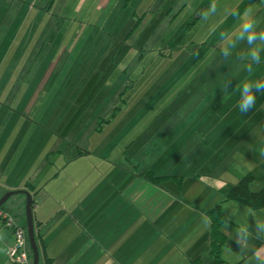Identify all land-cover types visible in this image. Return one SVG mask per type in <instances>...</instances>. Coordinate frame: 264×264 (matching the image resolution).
I'll use <instances>...</instances> for the list:
<instances>
[{
    "label": "crops",
    "instance_id": "obj_1",
    "mask_svg": "<svg viewBox=\"0 0 264 264\" xmlns=\"http://www.w3.org/2000/svg\"><path fill=\"white\" fill-rule=\"evenodd\" d=\"M54 1L0 0V97L6 82L32 81V66L48 64V34L65 31L64 22L51 25L50 18L81 13L93 0H56L64 1V8L51 12ZM96 1L89 14L120 2ZM206 1L221 17L219 31L233 19L232 29L219 41L224 51L204 59L200 73H188L185 96L161 105L151 122L141 125L136 116L123 120L121 132L143 130L140 136L115 140L96 127L93 134L100 138L86 142L94 120L89 127L80 111L74 127L58 126L67 138L79 133L75 142L89 150L80 148L82 153L75 155L72 141L51 134L50 120L29 117L35 115L37 93L31 91L23 106L0 103V197L16 189L32 195L38 264H212L206 211L216 205L225 216L220 264H261L258 251L264 260V206L251 208L224 198L247 173L254 177L251 190L264 185V157L259 154L264 152V91L254 87V107L246 113L238 108V89L264 81V0ZM246 11L256 24L252 43L240 39ZM26 92L24 88L23 96ZM97 118H92L96 125ZM143 171L165 177L152 183ZM10 197L5 206L22 223L25 195ZM245 226L250 235L238 233ZM0 234V247L8 250L11 231L0 223ZM0 264L15 263L6 253Z\"/></svg>",
    "mask_w": 264,
    "mask_h": 264
},
{
    "label": "rangeland",
    "instance_id": "obj_2",
    "mask_svg": "<svg viewBox=\"0 0 264 264\" xmlns=\"http://www.w3.org/2000/svg\"><path fill=\"white\" fill-rule=\"evenodd\" d=\"M97 2L86 3L76 15L51 17V25L64 22L65 31L59 36L56 32L48 34V64L32 66V81L6 82L7 89L0 97L5 107L23 106L31 91L37 93L32 111L35 115L29 117L38 118V114L44 121L50 120L51 134L72 141L76 147L71 152L75 155L84 148L75 142L74 136L79 133L68 139L59 131V125L74 127L73 118L81 111L88 126L95 123L92 118H100L97 125L93 123L89 135L101 127L115 140L140 136L143 130L137 134L132 130L121 132L123 120L136 116L141 125L149 123L161 105L185 96L186 86L182 85L188 83L187 74L200 73L206 67L204 59L222 55L221 35L232 29L230 18L226 30L219 31L221 17L216 15V9L212 10V2L207 6L206 0H120L114 7H99L96 13L89 14ZM63 8L64 1L55 0L51 12ZM70 23L74 25L69 30ZM195 65L197 69L192 70ZM84 137L86 142H92L100 134ZM84 149L83 153L89 152ZM115 149L120 151L121 146ZM6 206L13 213L9 204Z\"/></svg>",
    "mask_w": 264,
    "mask_h": 264
},
{
    "label": "trees",
    "instance_id": "obj_3",
    "mask_svg": "<svg viewBox=\"0 0 264 264\" xmlns=\"http://www.w3.org/2000/svg\"><path fill=\"white\" fill-rule=\"evenodd\" d=\"M145 179L149 180L152 183H159L161 179L165 176H156L151 171H143L140 173ZM254 177L252 174L247 173L234 185H232L225 193V199L237 200L251 208H259L264 206V185L257 191H253L250 188L251 183L253 182ZM0 207L8 210L13 217L15 215L5 206V203ZM210 219V245H211V254L215 257V260L212 264H220L223 262L219 255L220 245L223 243L225 235L222 231V223L225 220V216L219 205H216L206 211ZM23 227H26L25 217L20 223ZM37 239V236H36ZM37 241V240H36ZM28 243V239H27ZM28 254L32 264V254L28 244Z\"/></svg>",
    "mask_w": 264,
    "mask_h": 264
},
{
    "label": "clouds",
    "instance_id": "obj_4",
    "mask_svg": "<svg viewBox=\"0 0 264 264\" xmlns=\"http://www.w3.org/2000/svg\"><path fill=\"white\" fill-rule=\"evenodd\" d=\"M215 11V6L212 8ZM255 22L249 18L247 15V11L245 12L244 23H243V31L240 33V39H244L245 37L248 39L249 43H252L256 40ZM260 39L264 40V31L260 33ZM252 57L254 60L259 62V55L256 51H253ZM249 71L251 72V66H249ZM256 88L257 91H264V81H256V82H246L240 87L238 90L241 92V97L238 102V108L241 113H246L250 108H253L256 103V94L253 92V88ZM261 157H264V152L259 153ZM238 233H245L250 235L247 232V228L240 227L238 228ZM4 236L0 234V242H3ZM7 253V249L5 247H0V255H4ZM256 259L261 261V264H264V260L261 259V254L258 251L256 254Z\"/></svg>",
    "mask_w": 264,
    "mask_h": 264
},
{
    "label": "built area",
    "instance_id": "obj_5",
    "mask_svg": "<svg viewBox=\"0 0 264 264\" xmlns=\"http://www.w3.org/2000/svg\"><path fill=\"white\" fill-rule=\"evenodd\" d=\"M34 204L32 203L33 207ZM0 223L11 231L12 242L7 254L11 262L15 264H31L28 254L26 227L16 221L13 215L0 207Z\"/></svg>",
    "mask_w": 264,
    "mask_h": 264
},
{
    "label": "water",
    "instance_id": "obj_6",
    "mask_svg": "<svg viewBox=\"0 0 264 264\" xmlns=\"http://www.w3.org/2000/svg\"><path fill=\"white\" fill-rule=\"evenodd\" d=\"M18 193H22L25 195L24 214L26 221V234H27L29 248L32 254V264H38L39 248L35 237V227H34L33 212L31 207L32 195L26 189H16V190L7 191L0 197V206L3 205L11 195Z\"/></svg>",
    "mask_w": 264,
    "mask_h": 264
}]
</instances>
